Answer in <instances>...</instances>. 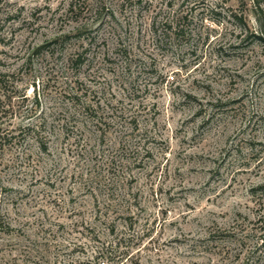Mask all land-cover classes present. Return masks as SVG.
<instances>
[{
	"label": "rangeland",
	"instance_id": "rangeland-1",
	"mask_svg": "<svg viewBox=\"0 0 264 264\" xmlns=\"http://www.w3.org/2000/svg\"><path fill=\"white\" fill-rule=\"evenodd\" d=\"M262 29L264 0H0V264H264Z\"/></svg>",
	"mask_w": 264,
	"mask_h": 264
},
{
	"label": "trees",
	"instance_id": "trees-1",
	"mask_svg": "<svg viewBox=\"0 0 264 264\" xmlns=\"http://www.w3.org/2000/svg\"><path fill=\"white\" fill-rule=\"evenodd\" d=\"M260 34L264 36V30L263 29L260 31ZM75 60H77V62H79V60H80L79 56ZM116 123L118 124V122H116ZM123 124H125V127H124L125 131L128 128L127 126H129V130H131V131H129L128 133L129 134L131 133L132 135H133V132L135 131V129L138 127V125L134 121L133 122L132 121H128V122L125 121V122H123ZM58 127L60 128L61 133L64 134V137L69 140L72 137L75 138L74 132L77 131L79 128V122L75 118V115L72 114L71 116H69L67 118L65 117L63 119V121L60 123V125H58ZM31 132L38 133V131L29 127L26 130L24 129V131L21 130L18 133V135H16L14 138H20V137L26 138L27 135L30 134ZM39 135L40 134H38L36 136V141L41 144L42 150L46 151L47 146H46V144L44 145V143H43V140H42L43 137H39ZM7 136L8 135H6V136L3 135V137H1V134H0V142L5 143V144H9L7 142L12 140V137H7ZM73 141L75 143L76 139H74ZM121 141H122V143L125 142L124 140H121ZM17 142H19V141H17ZM70 146L73 147V145H70ZM122 147H123V144H122ZM126 155H128V158L126 159V162L124 163V165H127V164L132 162V159L129 158L130 155L129 154H126ZM135 160H137V158ZM94 180H95L94 178L90 179L91 184H94V182H95ZM260 188H263V186H261ZM3 190L4 189L0 187V203H1V197H2ZM109 227L111 228V231L114 232L115 226H114L113 222H111L109 224ZM9 229H10L9 224L7 222H5L4 216H3L1 208H0V233H7V232H9ZM120 242H121V239H119L118 242H114L111 240L105 241L104 243H102L101 246L96 247V249L94 250V256L91 258L90 261L87 262V264H118V262H120V259L122 258L120 255L124 254V252L119 253L118 261L116 260L117 262H111V261H114V258L116 256V254H115L116 253V247L119 246Z\"/></svg>",
	"mask_w": 264,
	"mask_h": 264
}]
</instances>
